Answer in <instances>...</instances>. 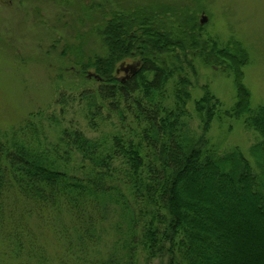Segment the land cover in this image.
Returning <instances> with one entry per match:
<instances>
[{
  "label": "trees",
  "instance_id": "1",
  "mask_svg": "<svg viewBox=\"0 0 264 264\" xmlns=\"http://www.w3.org/2000/svg\"><path fill=\"white\" fill-rule=\"evenodd\" d=\"M78 11L86 30L59 58L69 64L62 72L93 86L59 94L53 109L30 113L0 139V229L13 220L12 254L49 261L22 231L34 216L51 227L60 264H264V106L251 107L244 85L248 55L203 40L192 18L175 25L166 6ZM194 58L232 78L235 102L223 115L257 136L255 168L238 148L209 143L222 103L208 85L192 99ZM129 62L139 67L120 80L118 67ZM191 102L198 135L187 122ZM73 110L92 135L78 121L64 125ZM104 237L112 240L100 255Z\"/></svg>",
  "mask_w": 264,
  "mask_h": 264
},
{
  "label": "rangeland",
  "instance_id": "2",
  "mask_svg": "<svg viewBox=\"0 0 264 264\" xmlns=\"http://www.w3.org/2000/svg\"><path fill=\"white\" fill-rule=\"evenodd\" d=\"M92 3L99 4L108 14L139 6H166L172 10L175 25L192 18L202 28L203 40L212 39L220 47L236 45L248 55L244 85L251 93V107L264 106V0H0V139L18 128L30 113L53 109L59 94L69 95L93 86L69 71L62 72L69 64L59 58L63 46L75 44L74 37L86 30L87 23L84 28L78 24V17L82 16L79 5ZM202 16L207 22L200 25ZM53 44L56 48L51 50ZM92 48L97 49L95 45ZM194 67L196 75H189L192 99H199L202 87L208 85L222 103V118L213 121L207 135L209 143L220 152L238 148L255 168L249 149L258 141L257 136L245 131L239 121L223 115L235 102L232 78L218 68L204 66L198 58H194ZM117 75L125 76L123 72ZM188 113L189 130L194 135L200 134L201 123L192 102L188 104ZM65 116L64 125L69 120L78 121L81 130L87 136L92 135L76 110ZM47 134L50 142H54L53 127ZM19 214L20 211L16 217ZM111 219L107 216L105 226ZM21 228L25 235L35 238L37 246L45 249L47 264H60L63 251L50 226L34 216H26ZM12 230L13 220H7L0 229V264H32L26 254L19 259L12 254V247L6 242L7 233ZM111 240L104 237L97 253L106 252ZM146 264H167V261L155 259Z\"/></svg>",
  "mask_w": 264,
  "mask_h": 264
},
{
  "label": "water",
  "instance_id": "3",
  "mask_svg": "<svg viewBox=\"0 0 264 264\" xmlns=\"http://www.w3.org/2000/svg\"><path fill=\"white\" fill-rule=\"evenodd\" d=\"M207 22V18L205 16H202L200 19V25H203ZM139 67V63H133V64H120L117 73L123 72L124 74L130 73V75H134L137 71V68Z\"/></svg>",
  "mask_w": 264,
  "mask_h": 264
},
{
  "label": "flooded vegetation",
  "instance_id": "4",
  "mask_svg": "<svg viewBox=\"0 0 264 264\" xmlns=\"http://www.w3.org/2000/svg\"><path fill=\"white\" fill-rule=\"evenodd\" d=\"M132 63H133V62H132ZM125 64H128V63H125ZM129 76H130V73L125 74V76H124L123 78H120V80H125V79H127Z\"/></svg>",
  "mask_w": 264,
  "mask_h": 264
}]
</instances>
